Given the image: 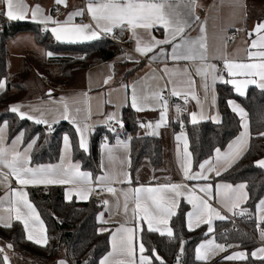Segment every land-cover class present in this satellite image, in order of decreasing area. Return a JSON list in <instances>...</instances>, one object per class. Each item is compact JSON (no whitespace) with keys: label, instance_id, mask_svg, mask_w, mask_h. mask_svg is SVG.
Wrapping results in <instances>:
<instances>
[{"label":"snow or ice","instance_id":"snow-or-ice-1","mask_svg":"<svg viewBox=\"0 0 264 264\" xmlns=\"http://www.w3.org/2000/svg\"><path fill=\"white\" fill-rule=\"evenodd\" d=\"M56 4H63L67 7V0H55ZM0 4L4 7L0 10V15L6 17L9 21H24L29 18L34 22L45 25V31H49L47 25L49 23L55 25L50 28V32L53 35L55 41L61 43H79L84 41H93L101 38V34H112L114 29L125 27L132 32L133 37L136 39L135 51L142 56H146L150 61H157L159 59L169 57L172 61H191L195 66V74L202 78V87L205 92V99H207V93L212 85H215L217 81L223 83H229L235 86V91L240 95H244V89L249 84H257L264 89V22H259L248 33L249 37L253 34L256 35V39H253L249 46L247 58L249 61L255 60V62H242L223 58V66L227 71L229 79H225L224 75L220 72L217 65L209 62L208 48H207V34H206V21L200 23L201 35L197 38H192L185 35L186 29L191 27V23L199 21V17L195 15V8L197 6L196 0H88L86 5V11L90 14L94 24H74L71 21L76 16H83L85 9H78L72 13H69L67 19L60 23L54 20L50 15H44L43 10L39 5L34 8H29L24 0H0ZM183 4L188 12L186 15L177 11L180 5ZM157 26L162 27L166 36L164 39H156L151 37L148 41H144L143 37L139 36L137 30L143 29L146 32H151L153 28ZM171 45V52L168 53L164 46ZM151 54V55H150ZM48 57H52L54 53L52 51L46 52ZM83 59L84 57H78ZM124 58L133 60L130 55H126ZM138 63V61H136ZM196 62H199L198 64ZM164 72L170 75H176L181 71L178 68L168 69L165 67ZM185 73L189 72L188 68L182 70ZM243 77V79H239ZM112 77L109 76L105 79L104 83L108 84ZM155 79V75L152 76ZM143 80H147L146 75ZM211 80V85L209 84ZM189 91L182 93L177 91L175 87L171 90L172 96H183L185 103L188 102L189 96L191 99L200 103L198 96L196 95L193 87L195 81L189 78L187 81ZM6 87V81L0 79V91ZM126 93V102L130 101L131 107L137 111H144L149 106L151 100L159 109V120L156 122L140 123V127L151 129L149 134L158 135V129L166 126L168 123L169 103L168 99L163 95L164 88L152 91L150 96L141 94L137 91L135 83L131 86L122 85ZM131 88L130 96L128 89ZM165 88L167 85L164 86ZM48 95H51V89ZM87 96V93L84 94ZM215 97H213V100ZM63 101V98H62ZM110 103V101H109ZM229 105L232 111L238 113L241 119V126L243 131L228 144L226 151H221L220 148L215 149L216 156L215 161L217 164L223 162L227 165L223 170L227 171L234 163H236L247 151L249 147V124L247 122V112L240 107L235 101L229 100ZM25 106L22 104H13L9 107V111L17 114L21 120L28 119L34 121L37 125H45L48 132L53 131L52 125L58 122V119L53 116L50 120L45 109L28 105V111H23ZM176 112L179 114L182 112V108L179 104L175 105ZM53 109H48L50 113ZM81 111L80 108L75 109L76 115L72 114L69 110L67 103L63 104V112L60 114L59 119L71 120L75 125V132L78 135V148L84 152L89 151V135L92 131V127L88 124L85 117L83 121L77 119V115ZM39 113V115H35ZM89 116L91 115V109H88ZM191 123L193 125L198 123V114L196 112L190 113ZM200 119H204L203 113L199 116ZM110 125V130L115 132L116 127H123V121L118 117V113H109L104 121ZM8 128V122L4 121L0 123V185H5L9 188V194L7 197L0 198V205H3L5 199H7L8 207L0 212V226L10 228L13 221L22 222L24 230L26 232V239L40 246L48 245L47 229L41 220L39 213L35 206L28 198L27 191L24 190L28 185H73L81 184L87 187L70 188L66 193V199L71 200L75 195L80 200H88L90 195L96 190L91 187L92 175L89 172L80 171L79 164H64V160L68 158L72 151V140L68 134H65L63 140V153L61 156V163L56 165H40L37 167H31L29 153L34 145L39 140V134L33 137L23 148V151L19 150V146L24 142V130L20 131L11 141L10 146H5L6 130ZM264 136V133H260ZM131 137H128V141H131ZM177 140L181 137L177 136ZM117 146H123L128 148L129 144L125 141L117 140ZM101 147L105 150L107 158L111 161L113 159L114 148L110 147L107 143V137ZM131 163L130 159L128 161ZM191 153L189 152L188 141L185 138L183 144V162L182 169L183 175L188 180H207V172H215L216 176L221 175L220 170H216L211 160H206L199 165L200 171L193 173L191 171ZM256 166L264 168V159H260L255 162ZM103 167V162L101 164ZM8 169L5 173L3 169ZM126 179L119 180V183H131V177L128 173L123 174ZM9 176L15 178L19 188H11L9 182ZM96 187L101 192L106 191L113 194H117V191L123 196V209L125 215L128 214V203L131 200L135 207L132 208V220L133 227H128L126 224H120L111 233V248L112 251L104 256L99 264H110L111 257L119 253L122 256L128 258V264H152L153 256L160 262L165 264L163 259L152 249L153 256L145 255L146 251L145 243L142 240V234L145 231L158 232L161 235H167L169 238H175L173 228L169 226V221L173 216L178 215L179 199L184 197L187 193V203L192 206V210L186 213V226L189 231L199 228L202 224L208 225L207 236L214 231L213 221L215 219L223 220L226 217L221 215V212L209 202L212 199V184H206L200 187L199 191L204 195H196L195 190L189 188L183 183H168L158 185L156 187H137L134 189H116L110 186L111 183L117 182V178L111 173H105L104 175L95 178ZM216 193L218 196H222L224 201H232V207L229 211H233L239 208L240 202L248 199V193L245 191L246 185H231V184H216ZM104 206L109 205L108 200L102 201ZM119 206V201L117 202ZM258 209L264 213V199H261L257 205ZM243 214V212H241ZM98 221L102 224L108 223L104 219V213H99L97 217ZM261 222H264V215L260 217ZM139 221V222H138ZM146 222V228L143 223ZM127 223V222H126ZM161 227L164 231H161ZM108 228H100L99 233L108 232ZM261 239L264 240V230L260 231ZM183 241H181L180 253L184 251ZM137 245L139 256L137 258ZM13 245L8 244L7 247L11 248ZM228 247L232 245H225L216 243L215 239H207L197 246L195 249V258L197 261L205 262L210 257L215 256L219 252L226 251ZM3 249L0 248V253H3ZM264 246L253 251L251 256L264 260ZM248 254L244 251L234 252L231 255L224 257L226 260H246ZM4 264H8L7 255L3 256ZM180 256H177V264H179ZM57 264H67L66 260H59ZM85 264H88L85 261ZM121 264H124L121 261Z\"/></svg>","mask_w":264,"mask_h":264},{"label":"trees","instance_id":"trees-1","mask_svg":"<svg viewBox=\"0 0 264 264\" xmlns=\"http://www.w3.org/2000/svg\"><path fill=\"white\" fill-rule=\"evenodd\" d=\"M32 32L38 44L46 51H52L51 62L60 67L62 86H67L77 71H87L91 67L106 62L119 56L120 47L103 37L98 40L79 43H61L55 41L49 31H45L42 25L31 21H9L0 18V79L6 81V87L0 92V123L7 121L9 137H13L20 131L25 132V141L31 140L39 134V140L32 148L33 162H55L59 159L62 149V138L68 134L72 140L73 157L82 162L85 169L96 170L97 153L102 140L111 136L112 132L105 126H98L91 136V145L94 151V159L90 154L79 149L78 135L75 127L68 121L60 122L54 132H48L44 125H37L32 120L18 118L17 114L9 111L11 103L23 101L27 98L25 78L30 68L24 66L14 72L9 71L10 50L8 43L18 34ZM78 57H84L79 59ZM217 106L221 113V120H203L193 125L184 119V130L188 137L192 154V168L199 165L214 155L215 149L225 150L228 144L241 132V119L232 111L228 101H238L246 110L249 121V147L248 151L227 171H223L217 180L231 183L245 182L248 189V199L235 214L241 218L242 224L236 228H229L230 220L213 222L214 231L207 236L208 225L202 224L199 228L189 231L186 226V213L190 206L181 201L178 207V215L173 216L169 226L173 228L175 238H169L166 234L145 231L142 240L145 243V255L153 256L152 249L163 259L165 264H174L173 257L181 248L183 241L184 258L182 264H217L225 262L219 258L214 262L197 261L195 249L200 241L214 235L215 240L227 245H238L247 248L246 260L234 261V264H264V260L251 256L255 237L264 230V222L257 220V205L264 197V168L256 166L255 162L264 158V89L251 86L246 94H238L229 83L219 82L216 86ZM123 130L122 135H131L130 141V165L129 171L135 176L141 163L148 159L153 167L161 166L164 162V143L160 136L151 134H139V117L137 112L126 105L122 109ZM173 124V121H172ZM31 202L38 210L46 225L48 245L40 246L26 239V232L22 222L13 221L10 228L0 226V238L12 244L13 252L18 260L25 264H54L62 258L71 264H99L100 259L110 249V234L99 233L100 223L98 214L104 209L103 204H97L94 198L79 201L68 200L65 196L64 186H49L43 188H28ZM243 212V214H241ZM246 216L249 218L246 220ZM260 225V228H258ZM146 228V224L143 222ZM3 253H0V264H4ZM139 256L137 245V258ZM22 257V258H21ZM152 264H160L154 256Z\"/></svg>","mask_w":264,"mask_h":264},{"label":"crops","instance_id":"crops-1","mask_svg":"<svg viewBox=\"0 0 264 264\" xmlns=\"http://www.w3.org/2000/svg\"><path fill=\"white\" fill-rule=\"evenodd\" d=\"M24 2L27 6H29V8H34L35 6L39 5L40 8L43 10L44 15H50L54 20H57L60 23H63L67 19L69 13H72L78 9H85L84 15L76 16L71 21V23L94 24V21H92L90 14L86 11V5L88 3V0H67V7H65L63 4L60 5L56 4L55 0H24ZM196 3L197 6L195 8V15L198 16L200 19L199 21L191 23V27L186 29L185 35L190 36L192 38L199 37L201 35L200 23L203 21L207 22L206 34H207V48H208L209 62L217 65L220 72L224 75V78L229 79L227 71L224 69L223 66V58L226 57L228 59L242 61V62H255V60L249 61L247 58V54L252 40L256 39V35L253 34L251 37H249L248 33L252 31V29L256 26L257 23L264 22V0H196ZM3 7L4 5L0 4V10H2ZM61 11H63V13L60 14ZM177 11L186 15L188 9H186L184 5L181 4L180 7L177 9ZM0 18H6V17L0 15ZM26 21L34 22L30 19V14H29V18L26 19ZM40 25H42V27L45 30L46 26L43 24ZM54 26L55 25L51 23L47 25V28L49 29V33H51L50 28ZM231 31H235L236 36H230ZM137 32L139 36L143 37V40L145 42L148 41L151 37H155L156 39L162 40L166 36L165 30L159 26L153 28L150 33L144 31L143 29H138ZM35 37L36 36L32 32H24L12 38L8 43L10 56H11V47L13 45H16L19 40L32 39L36 41ZM132 43L136 48V39L134 37L132 38ZM164 47L166 48V51L168 53L171 52V45H166ZM44 52L46 55L47 51L45 50ZM129 55L132 56L134 59L129 60L124 58L126 55L116 56L106 62L91 67L90 69L85 71L86 73L84 76H82L81 74L80 75L78 74L76 78L73 76L71 82L73 81L74 84L70 82L67 86L61 85L63 77H61L60 67L51 62L52 57H48L46 55L45 60H42L43 61L42 64L49 69V71L51 72L50 77L54 79V81L48 83L47 86L48 89H51L52 96L46 95L42 97V95H39V97L37 98L27 97V100H24L23 102L17 101L15 103L24 105L25 107L22 109L23 111L29 110L27 108L28 105H34L45 109L48 118L50 120L52 119L53 116H55L58 119V122L55 123L54 125L56 124L58 125L61 121L65 120V119H59L60 114L63 112L64 103L68 104L70 112L74 115H76L75 109L80 108L81 111L77 115V119L83 121L85 117H88L87 122L92 127V131L89 135V151L87 152V154L91 155V151H92L91 136L93 132L96 131V128L98 126H105V128L107 129L108 124H106L104 121L106 120V117L109 113L116 112L118 113V117L122 119L121 115H122L123 107L126 105H130V101L126 102V93H125V89L121 87L122 85L131 86L135 83L137 91L139 93L146 94L149 96L152 91L158 90L159 88L169 89L171 91L172 88L175 87L177 91H180L182 93H187L189 91V86L187 81L189 80V78H191L192 80L195 81L193 90L198 96L200 103L197 104V101L191 99L190 96L188 98L187 103H185L184 100H179V101L178 99L174 100L172 105L173 124L172 125L170 124L169 112H168L167 125L158 129L157 131L159 134L156 135V136H160L164 143L165 158L161 166L153 167V165H151L149 160L145 159L139 166L135 176H132V174L129 171V163H128L130 159V153H129L130 141H128V137H131V135L130 134L122 135L121 133H114V132H112L111 136H107L109 138L107 143L109 144L110 147L114 148L113 159L110 161L107 158V154L104 149H103L104 157L103 156L99 157V150H98L97 159H96L99 167L98 173L97 172L94 173L92 170L85 169L82 165V162L73 157V150L71 151L70 156L64 160V164L65 165H68L69 163L79 164L80 171L91 173L92 175L91 187H93L94 189H98L97 187L93 186V183H96L95 178L104 175L105 173H111L117 178V182L111 183L110 186L115 187L118 190L134 189L141 186L156 187L158 185L168 184V183H183L186 184L189 188L194 189L196 195H204L199 191L200 187H203L206 184H212L213 185L212 199L209 202L213 205V207H216L223 216H225L226 213H233V211H229V208L232 207V201H224L222 196H218L216 193L215 185L225 184V183L231 184L233 186L239 184L246 185L245 182L231 183L228 181H221V180H217L213 182V179L216 177L214 171L206 173V175L208 176L207 180H188L184 177L183 169L181 167L183 162L184 139L186 138L188 141V137L184 130V126H185L184 119H187L189 122H191L190 113L196 112L198 114V122L209 119L215 122L221 120V113L217 106V92H216L217 83L221 81H217L215 85H212L209 88V91L207 93V99H205V92L202 87L203 81L200 76H197L195 74V66L193 65V62L191 61L175 62L172 61L169 57H165L153 62L150 61L148 57L142 56L138 52L136 54H129ZM33 59L35 62H41V60L36 56H33ZM136 61H138V63ZM196 63L198 64L199 62ZM165 67H167L168 69L178 68L181 71L177 72L176 75H170L169 73L163 71ZM185 68L189 69L188 73L182 71ZM16 70L17 69L15 70L12 69L10 71L12 73L13 71ZM153 74L156 77L155 79L152 78ZM146 75L148 76V79L143 80L142 78H144ZM109 76H111L112 78L109 80L108 84H105L104 81ZM239 79H243V77H239ZM208 82L211 85L210 79ZM258 83L259 81H257V84H249L244 89V94H246V92L251 86L259 87ZM165 85H167L166 88L164 87ZM230 85L235 90V86L232 84ZM130 92H131V88L129 87L128 89L129 96H130ZM85 93H87V96L84 95ZM213 97H215L214 100ZM230 100L235 101L238 105H240V107H242L245 110V108L238 101L234 99H230ZM177 104H179L182 108V112L179 114V118H177L178 114L175 108V105ZM89 107L91 109L90 116L88 113ZM229 107L231 108L230 105ZM48 109H53L54 111L48 113L47 112ZM201 113H203V116L205 117L204 119L199 118ZM137 114L140 119L138 133L143 135L149 134L151 132V129L140 127V123L141 122L147 123L149 121L156 122L157 120H159V109L154 104H152L150 100L149 106L144 111L137 112ZM35 115H39V113H35ZM65 121H68L75 127V125L71 122L70 119ZM247 122L249 124L248 117H247ZM241 131H243L242 126H241ZM8 134H9V126L6 130L5 146H10L12 139L18 133L16 135H13V137H9ZM177 136H180L181 139L177 140L176 139ZM117 140L127 142L129 144L128 148L125 149L123 146H117ZM29 141L30 140L25 141V135H24V142L22 145L19 146V150L23 151V148L26 147ZM226 150L227 148L225 150H222V152ZM31 152L32 150L29 153L30 156L29 166L31 167H37L40 165H49V164L51 165L60 164L61 156L63 153V141H62V149H61L60 157L55 162H44V163L33 162ZM189 152L191 153L190 147H189ZM215 156L216 153L211 157H209L207 160H211L215 169L220 170L222 173L224 171L223 169L227 167V165L223 162L217 164L214 159ZM192 157L193 156L191 154V161H192ZM102 159H104L106 165L109 164L108 168H106L104 164L103 167H101ZM112 162H115V164H110ZM116 162H119V164L122 163V166H119ZM3 171L7 173L8 169L5 168L3 169ZM191 171L195 173L200 171V168L194 170L191 164ZM124 173H128L130 175L131 177L130 184L127 182L125 183L118 182L119 180L126 179V177L123 175ZM8 179L11 184V188L20 187V185H18L17 181L15 180V178L9 176ZM49 186H64L65 196L68 189L70 188L87 187L86 185H81V184L28 185L25 186L24 190L27 191L28 198L30 200L28 188L45 189ZM9 191L10 190L7 186L0 185V198L7 197ZM245 191L248 193L247 186ZM186 196L187 193L185 194L184 197H181L179 199V204L182 200L187 203ZM90 198H93V193L90 195L89 199ZM72 199H76L84 202L86 201V200L78 199L75 195H73ZM98 199L101 200V204H103L102 201L104 200L109 201V205L104 206V209L102 211L104 213V219L107 220L108 223L101 224L99 227V229L100 228L109 229L110 249L104 255L106 256L109 252L112 251L111 248L112 231H114L115 228L119 227L120 224H126V226L128 227L134 226L131 210L132 208L135 207V204L131 200H129L128 214L125 215L123 209V203H124L123 196L120 194L119 191H117V194L115 196L111 193L103 191V194L99 196ZM262 199H264V197ZM118 201H119V206H117ZM246 201L240 202L239 208H236L234 212H236L237 210L240 211L241 207L246 203ZM189 206L190 208L188 212L192 210V206L190 204ZM7 207H8V202L7 199H5L4 204L0 205V212H2L3 209ZM262 215H264V213H262L257 207L256 216L258 221H261L260 217ZM144 223L146 224V222ZM161 231H164L163 227H161ZM259 237H261L260 234L258 235V239L262 240ZM212 238L215 239L214 235H211L206 239L200 241L199 244H201L207 239H212ZM1 240H0V246L4 245V248L10 251L7 245L5 244L7 242L4 243L2 242L4 240L2 241ZM220 244H225V243H220ZM225 245L227 246V244ZM232 246L233 247H228L226 251L219 252L215 256L210 257V259H208L207 261H210L212 263L218 260L219 258L227 257L232 253L239 251H244L248 254L246 247H241L238 245H232ZM262 246L264 245L253 246L252 252L259 249ZM10 253L12 255L11 259L15 258L12 264H18L17 262L18 256L16 255V253L13 254L11 251ZM61 259L62 258L56 260L54 264H57V261ZM224 260L225 262H220V264H234V261H239V260L230 261L226 259ZM66 261L67 264H71L68 260ZM121 261H123L124 264H128V258L126 256H122L119 253H116L111 257L110 264H121Z\"/></svg>","mask_w":264,"mask_h":264},{"label":"rangeland","instance_id":"rangeland-1","mask_svg":"<svg viewBox=\"0 0 264 264\" xmlns=\"http://www.w3.org/2000/svg\"><path fill=\"white\" fill-rule=\"evenodd\" d=\"M43 50L45 51L43 46L39 45L35 40H32V39L31 40H28V39L19 40L16 45H13L11 47V56L9 58V62H10L9 71L12 69L19 70L24 65L31 69L29 74L25 78V84H26V88H27V92H25L26 93L25 95L28 98H31V97L37 98V97H39V95H42V97L48 95L49 90H50L47 87L48 83H51L52 81H54V79L50 77L51 72L49 71V69L45 65L42 64V62H43L42 60H45V58H46L45 52ZM33 56H36L37 58H39L41 60V62H35L33 59ZM85 73H86L85 71H77L74 74V77L76 78L78 74L79 75L81 74L82 76H84ZM71 83L74 84L73 81ZM51 96H52V94H51ZM25 100H27V98ZM23 101H21V102H23ZM13 104H16V103L13 102ZM13 104H11V105H13ZM63 121H65V120H63ZM63 121H61V122H63ZM108 140H109V138L107 137V142H108ZM104 142H105V138H104V141L102 143H104ZM5 143H6V140H5ZM102 143L100 144L99 149H98L99 150V157H101V156L104 157L103 148L101 147ZM100 153H101V155H100ZM101 162H104L103 164L106 166V168L109 167V164L108 165L105 164L104 159H102ZM116 163L119 166H122V163H120V164H119V162H116ZM110 164H115V162H112ZM259 238L261 239V237H259ZM215 241L218 242L217 240H215ZM261 241H263V240H261ZM2 242L5 243V241H2ZM5 244L8 245L9 243H5ZM0 248H2L4 250L3 254L7 255L8 264H12L13 261L15 260V258L11 259L12 255H11L10 251L14 254L15 252H13V248L12 247L9 248L10 251L6 250V248H4V245L0 246ZM17 262H18V264H25V263L21 262V260H18ZM173 262H174V257H173ZM174 264H177V262H174ZM179 264H182V262H179ZM217 264H220V262H218Z\"/></svg>","mask_w":264,"mask_h":264},{"label":"built area","instance_id":"built-area-1","mask_svg":"<svg viewBox=\"0 0 264 264\" xmlns=\"http://www.w3.org/2000/svg\"><path fill=\"white\" fill-rule=\"evenodd\" d=\"M63 13V11L60 12V14ZM230 36H236V32L235 31H231L230 32ZM101 37L105 38V39H108L114 43H116L119 47H120V51L118 53V55H122V56H125V55H129V54H136L137 52L135 51V46L133 45L132 43V38H133V35H132V32L127 29L126 27L122 30L120 28H116L114 29L113 33L112 34H108V35H104V34H101ZM163 95L168 99V103H169V120H170V124L172 125V105H173V102L174 100L178 99L179 100H184L183 96H172L171 95V91L169 89H164L163 91ZM53 131L51 132H54L56 129H57V124L56 125H53ZM44 129L46 131L47 130V127L44 125ZM107 129L110 130V125L108 124L107 125ZM123 130V127H116V131L114 133H121ZM113 132V131H111ZM104 141V139L102 140V142ZM91 157L92 159L95 160L94 158V151H93V148H92V151H91ZM99 171V167H98V164H96V170L95 172L98 173ZM93 186L96 187V183H93ZM103 194V192L100 191V189H96L94 192H93V198L95 199V201L97 202V204H101V200L98 199L99 196H101ZM225 216L230 220V224H229V228H236L237 226H240L242 224V220L240 217H238L236 214L234 213H226ZM249 217L246 216V220L248 219ZM258 228H260V225H258ZM253 245H264V241H261L258 239V237H255V241L253 243ZM241 247H244V246H241ZM180 256V261L184 258V253H180V250H178L176 253H175V256H174V262H177V256Z\"/></svg>","mask_w":264,"mask_h":264}]
</instances>
